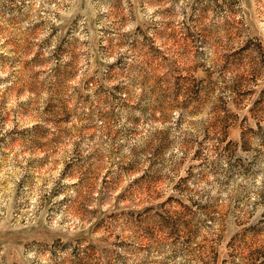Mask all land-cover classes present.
I'll list each match as a JSON object with an SVG mask.
<instances>
[{
  "label": "rangeland",
  "instance_id": "1",
  "mask_svg": "<svg viewBox=\"0 0 264 264\" xmlns=\"http://www.w3.org/2000/svg\"><path fill=\"white\" fill-rule=\"evenodd\" d=\"M0 264H264V0H0Z\"/></svg>",
  "mask_w": 264,
  "mask_h": 264
}]
</instances>
